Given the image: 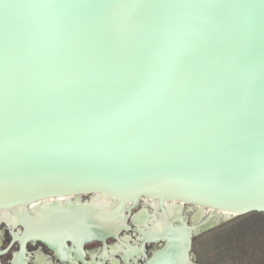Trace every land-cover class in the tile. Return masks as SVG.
<instances>
[{"label": "water", "instance_id": "water-1", "mask_svg": "<svg viewBox=\"0 0 264 264\" xmlns=\"http://www.w3.org/2000/svg\"><path fill=\"white\" fill-rule=\"evenodd\" d=\"M95 197L264 214V0H0V208Z\"/></svg>", "mask_w": 264, "mask_h": 264}, {"label": "flooded vegetation", "instance_id": "flooded-vegetation-1", "mask_svg": "<svg viewBox=\"0 0 264 264\" xmlns=\"http://www.w3.org/2000/svg\"><path fill=\"white\" fill-rule=\"evenodd\" d=\"M152 201L141 198L127 204L117 231L104 238L95 232L87 234L83 229H75L77 225L55 238L50 232L29 228L24 221L14 219L13 210L0 208V264H167L168 260L172 264V256L166 252L167 228L165 231L152 230V222L160 220L163 215L165 202L155 201L158 206L155 210L150 205ZM178 205L173 208V217L167 225H176ZM30 206L23 212L30 214ZM197 236H191L182 264H200L194 250ZM176 263L180 264V260Z\"/></svg>", "mask_w": 264, "mask_h": 264}, {"label": "bare ground", "instance_id": "bare-ground-1", "mask_svg": "<svg viewBox=\"0 0 264 264\" xmlns=\"http://www.w3.org/2000/svg\"><path fill=\"white\" fill-rule=\"evenodd\" d=\"M55 205L54 203H51L49 201H44V203H41L39 205H32L30 206L31 207L30 214L24 213L23 208L18 207L14 210L13 217L16 220L24 221V224L27 223L26 225L29 228L34 227L35 229L42 232H50L55 235V238L62 236L59 235V234H63L62 231H64L65 233L68 230L70 231L73 230L69 228L73 225H77L75 229H83L84 232H86L87 234L91 232L112 233L118 228L120 223L119 209H117L116 205L113 204L107 198L95 197L91 200L90 205L80 204V202H78L77 199H75V201L72 202H69L68 200L63 201L62 204L59 206L58 204ZM150 205L153 208H155V210L158 209L157 202L152 201ZM176 205H174L173 203L164 204L163 215L160 220L155 221V223L152 222V230L159 231L167 227V223L169 219L173 217L172 210ZM179 207L177 209V213L181 214V205ZM196 210L197 211H195V214L191 219L193 224L197 223L198 219H200V213L198 209ZM223 216L225 217L226 215ZM121 250H122V246H121ZM151 260L152 259H150V261Z\"/></svg>", "mask_w": 264, "mask_h": 264}, {"label": "rangeland", "instance_id": "rangeland-1", "mask_svg": "<svg viewBox=\"0 0 264 264\" xmlns=\"http://www.w3.org/2000/svg\"><path fill=\"white\" fill-rule=\"evenodd\" d=\"M188 209L184 207L182 214L190 225L195 209L186 213ZM195 241H200L194 246L200 264H205L203 260L206 264H264V214L232 216L200 233Z\"/></svg>", "mask_w": 264, "mask_h": 264}, {"label": "crops", "instance_id": "crops-1", "mask_svg": "<svg viewBox=\"0 0 264 264\" xmlns=\"http://www.w3.org/2000/svg\"><path fill=\"white\" fill-rule=\"evenodd\" d=\"M253 214V213H252ZM256 214H258V213H256ZM216 236V234L215 235H213V237H215ZM207 239H209V238H207ZM201 241V240H200ZM200 241L199 242H196V245H198L199 243H200ZM207 242H209V241H207ZM206 242V243H207ZM214 261V260H213ZM203 262L206 264V260H203ZM208 262V264H210L209 263V261H207Z\"/></svg>", "mask_w": 264, "mask_h": 264}]
</instances>
